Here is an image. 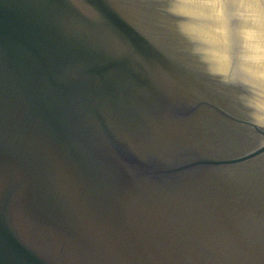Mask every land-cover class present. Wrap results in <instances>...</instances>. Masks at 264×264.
Here are the masks:
<instances>
[{
    "label": "water",
    "instance_id": "water-1",
    "mask_svg": "<svg viewBox=\"0 0 264 264\" xmlns=\"http://www.w3.org/2000/svg\"><path fill=\"white\" fill-rule=\"evenodd\" d=\"M254 92L264 0H0V264H264Z\"/></svg>",
    "mask_w": 264,
    "mask_h": 264
},
{
    "label": "flooded vegetation",
    "instance_id": "flooded-vegetation-1",
    "mask_svg": "<svg viewBox=\"0 0 264 264\" xmlns=\"http://www.w3.org/2000/svg\"><path fill=\"white\" fill-rule=\"evenodd\" d=\"M257 110H259L258 108H256ZM261 115L264 116V111H261Z\"/></svg>",
    "mask_w": 264,
    "mask_h": 264
}]
</instances>
